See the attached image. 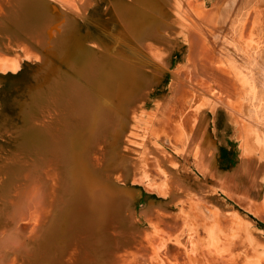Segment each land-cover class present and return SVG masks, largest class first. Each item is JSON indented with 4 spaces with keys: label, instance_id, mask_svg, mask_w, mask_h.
<instances>
[{
    "label": "rangeland",
    "instance_id": "obj_1",
    "mask_svg": "<svg viewBox=\"0 0 264 264\" xmlns=\"http://www.w3.org/2000/svg\"><path fill=\"white\" fill-rule=\"evenodd\" d=\"M183 1L187 6L188 1ZM219 1L211 0L208 2L207 11L212 10L214 4L222 3V1H220L221 3ZM239 1L241 2L237 6L232 5L229 7L230 15L235 24L233 30H235V33L237 32L232 35H236L237 39H241L242 45L247 41L248 44H252L250 42L254 41L251 40L246 29L247 27H253V24L250 22L247 25V16L244 14L245 17L243 12L246 8L245 12L249 13L250 6L248 5L254 4L255 0H249V4L247 0L243 1L245 4L242 3V0ZM182 4L178 1L174 3L175 12H172V8L168 6L163 12L155 13L157 17L155 23L166 30L164 34L149 35L147 40L159 52H162L163 59L153 60L141 50H136L133 54L127 49H124V51L118 49L114 52L116 56L122 58L125 57L123 55H127L126 58L130 56L129 58L134 67L140 69L143 75L149 79V85L137 89L133 101H122L121 109L110 106L113 104L102 105L105 114L112 113L125 121L126 125L123 128V133L115 135L110 130L107 133L104 132L107 127L115 129L118 126L117 119L110 118L109 115L103 116L105 121L100 118L88 119L87 121L90 122L91 127H77V130L81 129L82 132L79 135L81 142L75 145V150L84 158H86V155L91 158V163L100 176L105 177L107 181L112 180L118 184L117 196L114 195L111 201L110 212L113 213L114 204L122 198H128L130 203L134 204L136 216L134 224L141 234L140 238L146 241L141 244L142 247L146 246V249H149V259H147L146 251L142 249L137 251L119 249L120 245L129 246V243L119 240V238L125 239V236L120 235L117 232L116 223L109 220L112 217L111 213L108 219L105 218L104 210L101 212L102 226L96 229L93 234L91 231L88 234L95 240L96 245L100 247L105 244L106 247L108 245V251L114 255V257L101 258L98 260L100 263L119 264L122 257L133 256L139 260L149 261V264H156V262H158L157 264H160V262L161 264H178L177 262H180V259L176 255L183 252L186 264H264V99H262V104L261 100L258 101L259 90L252 81L254 76V72L251 73L253 71L252 67L258 61V59H255L256 51L250 48L248 53L249 56L252 53L251 58L248 59L249 66L252 69L250 72V69L246 66L239 67L243 63L241 54L236 55L234 53L232 55L237 65L240 64L238 69L234 71L233 76L230 75L234 82H232L231 87L236 84L235 87L238 90L242 88L240 92H243V94L247 92V99H243V101L229 99L231 97L221 99L220 94L217 92L221 89L228 95L229 92L224 90L227 87H222V85L218 87L217 85L215 87L218 88L213 91H218L210 94L211 100L203 99L197 103L195 107L197 112L201 116L204 113L207 115V118L203 121L201 119L203 116L199 117L198 126L201 127V132H198L195 140V145L199 144L198 148L187 146L185 150L176 151L163 141L164 136L174 138V135L167 134L165 131L167 126L163 128L162 124H166L168 123L167 120L173 119L169 117L170 111L177 112L175 109L180 104H177L179 100L176 99L177 93H174L177 92L175 83L180 82L183 78L181 68L187 70L185 67L188 66L189 43L185 37V32L182 33L185 31L183 28L184 22L177 16L182 11ZM187 4H189L187 7L192 13L193 8L190 10L191 5L190 3ZM245 5L246 7H244ZM235 6L237 10L244 9L241 10V14L236 15ZM217 10H219L218 13ZM217 10L218 19L224 17L223 15L226 14L224 12H229L228 9L225 11L223 7H218ZM173 15L174 19H172ZM239 16L242 17L239 18ZM262 19L264 20V14ZM242 22L244 23L242 24ZM101 24L105 30L100 29L96 32L97 35L95 36L97 38L90 37L88 40L92 41L91 39H93L97 42L102 41L113 45L112 37L107 34V29L111 24L105 19L102 20ZM174 34L175 36H173ZM235 45L236 43L230 45L231 49L233 46V51H236L234 50ZM259 45L264 47V38ZM262 49H259L258 53ZM23 58V66L18 72H0V163L6 162L0 167L3 169L11 166L16 159H19L25 166L35 162L37 177L32 178L34 181L26 179L24 183H21L20 179L7 181V188L14 186V192L6 195V217L0 222V262L3 263H11L16 254H21L25 250L26 241H34L39 238L43 231V215L48 212L49 215H61L60 207H65V202L70 196L71 190L70 186H61L59 176L55 172V178L51 182L52 187L43 186V184H47L48 178L42 165V155L45 151L56 152V149L53 146L51 150H48V147H43L39 140L41 134L46 133L43 128L44 124L39 119V122L35 125L33 120L42 118L43 115L38 108H36L37 110L33 109L34 105L30 96L35 89L44 86L42 81L47 72L45 68L37 66L38 62L35 63L26 57ZM51 59L50 61L53 64H61L62 67L66 68L58 58L51 57ZM259 70L262 71L260 73L264 78V69ZM37 72H40L41 77H38ZM175 73L179 74L178 81L174 79ZM148 87L149 101L145 105L144 111H146L143 119L133 118L129 113V108L136 105L134 101H139ZM212 94L213 96H211ZM173 99L175 102L178 101L175 103ZM245 102L249 105L247 109V112H249L246 114L243 111L245 110ZM255 107L256 110H262V113L260 110H258L259 113L258 111L256 113ZM188 112L187 110L185 114L189 117ZM180 115L182 118L185 117L184 114ZM164 116L165 118H163ZM191 117H189V120L192 119ZM175 119H178L176 115ZM75 121H71V118H69L67 122L72 126ZM84 121L80 120V123ZM177 123L178 120L174 122L176 128L178 127ZM55 125H59L58 122L55 121L53 126ZM60 126L63 127L62 124ZM50 130L51 128L49 133ZM133 130L138 133H133ZM32 132L36 134L35 146L29 142V136ZM72 132L73 126L69 133L72 135ZM148 134L149 153L146 149ZM46 156L50 157L49 154ZM148 158L149 168L159 167L160 158L164 160L163 168L168 166L170 169L181 171L180 178L184 188H175L174 196L176 200L182 201L180 199L181 194L186 197L193 195V199L190 198L193 200L192 202L191 200L186 201L188 202L186 211L180 209L182 204L177 205L171 201L169 193H163L157 186L148 184L146 181L141 180L140 182L137 180V177L141 176L140 171L142 169L146 172L145 166ZM57 164L59 171L64 169L63 163ZM85 167L89 171V164L85 163ZM1 172L5 174L4 171H0V176L2 175ZM22 188L24 189L23 194L20 193ZM164 190H167V188ZM47 206L50 207L48 212L46 210ZM148 209H151L149 210L150 216L148 215ZM152 214L153 216H151ZM170 214L175 215L174 219L176 221L182 220V223H176L174 226H170L168 230L163 223L164 218L170 220L172 217ZM120 219H118V222ZM108 232L112 237H110L111 240L108 239L110 240L108 242L106 239L100 240V237L103 238L104 234ZM86 234L87 227L85 226L77 235L80 243H82ZM47 235L50 237V233ZM132 241L133 238L129 242ZM100 243L101 245H99ZM173 243L176 245L181 244L182 249L175 247L176 245H173ZM60 245L61 247L65 246V242ZM72 246V241L66 243L63 257L68 256L72 251ZM192 246L194 247L193 251H191ZM162 250L167 252L165 253ZM44 251L49 253L58 250H56L54 242L51 241L49 245L46 244ZM161 251L165 253L164 256ZM171 252H175L174 257ZM39 258L41 257L39 256ZM170 260H175V263ZM56 264L60 263L57 262Z\"/></svg>",
    "mask_w": 264,
    "mask_h": 264
},
{
    "label": "bare ground",
    "instance_id": "obj_2",
    "mask_svg": "<svg viewBox=\"0 0 264 264\" xmlns=\"http://www.w3.org/2000/svg\"><path fill=\"white\" fill-rule=\"evenodd\" d=\"M176 1L183 3L182 11L177 16L184 22L183 28L185 31L181 30L183 34L185 32V37L189 43L188 66L185 67L187 70L181 68L183 78H181L180 82L178 81L179 74L175 73L174 75V79L178 81V83H175L177 92L174 93H177L176 99L179 100L177 104L180 105H178L179 108L176 107L175 110L177 112L175 113L170 111L172 109L169 110V117L173 119L167 120L168 123L166 124L163 123V121L166 122L163 119L162 125L163 128L167 126L165 131L168 135H174V138L164 136V143L168 144L173 150L182 151L187 149V146L198 148L199 144L196 146L195 140L201 128L198 126L199 117L203 116L201 118L202 121L207 118L205 113L201 116L195 108L200 100H209L211 98L210 94L214 92L213 90L221 85L222 87H227L224 90L229 92L228 95L221 91L222 89L219 92H217L218 90L215 91L220 94L221 99L229 97H231L229 99H235V101L236 99L239 101L247 99L248 93L245 92L247 90L243 94V92H240L242 88L238 90L235 87L236 84L231 87L234 82L230 75L233 76L234 71L238 69L240 64L237 65L236 60H233L232 55L234 53L242 55L243 63L241 62L242 65H239V67L246 66L250 69V72L252 69L249 66L248 59L251 58L252 53L250 56L248 53L250 48L256 51L255 59H258V61L256 63L253 58L256 64L253 63L255 66L253 65V71H251L252 74L254 72L252 81L259 90L258 101L261 100V104L263 103L264 78L262 73H260L262 71L259 69H264V47H260L259 43L264 38V20L262 19L264 0H255L254 4L248 5L250 6L249 13L245 12L246 8L245 10L241 9L245 12H243V15L246 14L247 16V25L250 22L253 24V27H247L246 30H248L249 37L254 42L248 44L249 42L247 41L244 45H242L241 39H237L236 35H232L235 33V30H233L235 24L229 10L232 5L237 6L241 2L239 0H220L222 3L219 2L222 5L214 4V8L212 6L213 9L208 11L207 3L211 0H187V3L191 5L190 10L193 8L192 13L194 12V14L190 13L187 7L189 4L186 3L187 6H185L183 0H0V72H18L23 66V57L32 62H38L37 66L45 68L47 72L42 81L44 86L35 89L30 96L34 105L33 109L38 108L43 115L42 118L33 120L35 125H37L39 119L44 124L43 128L46 133L41 134L39 140L43 147H48V150H51L53 146L56 149V152L49 151V153L45 151L42 155V165L48 178L47 184H43V186L52 187L51 182L56 174L59 176L62 187L70 186L71 188L65 207H60L61 215H49L48 210L50 207L47 206L46 210L48 213L43 215V231L39 238L34 241H26L25 250L21 254H16L11 263L0 262L1 264H56L57 262L60 264H107L100 263L98 260L114 257L113 253L108 251V245L107 247L105 246L106 244L103 247L96 245L95 240L89 236L88 232L91 231L93 234L96 229L102 226V210L105 211V218L108 219L111 213V201L114 195L117 196L118 184L112 180L107 181L105 177L100 176L95 166L92 165L91 158L87 155L84 158L75 150V145L81 142L79 135L82 132L81 129L77 130V127H91L90 122L87 121L88 119L100 118L105 121L103 116L109 115L110 118L117 119L118 126L115 129L107 127L104 132L107 133L110 130L115 135L123 133V128L126 125L125 121L112 113L105 114L102 105L113 104L110 106L121 109L122 101H133L137 89L149 85V79L143 75L140 69L134 67L133 62L129 58L130 56L126 58L127 55H123L125 57L122 58L116 56L114 52L118 49L123 51L127 49L133 54L134 51L141 50L153 60L163 59L162 56L164 55L161 54L162 52H159L150 44L147 38L149 35L165 33L166 29L163 30L164 27H160L158 23H155L157 21L155 13L163 12L168 6L172 8V12H175L173 5ZM243 1L246 0H242V3ZM247 2L249 4V0ZM218 7H223L225 11L227 9L229 11L224 12L226 14L220 19L216 15ZM241 10L236 8V15L241 14ZM104 19L111 24L107 29V34L112 37L113 45L102 41L97 42L93 39H91L92 41L88 40L90 37L97 38L95 35L100 29L105 30L101 24ZM172 19H174V15ZM234 42L236 43L234 46L236 51H233V46L232 49L230 46L232 43L235 44ZM259 49H262L260 53H258ZM51 57L58 58L66 68L62 67L61 64H53L50 61L52 60ZM244 58L246 59L244 60ZM37 74H39L38 77H41L40 72H37ZM217 85L218 87H215ZM148 101L149 87L139 101H134L136 105L129 108L131 116L143 119L146 111H144V108ZM248 107L249 105L245 102L244 114L249 112H247ZM187 110L190 113H187V115L189 117L192 116L191 120L185 114ZM258 110L260 109L256 110L255 107L256 113ZM260 112L262 113V110ZM172 114H175L178 119H175V115L173 116ZM180 114H184L185 117L182 118ZM69 118H71V121L76 120L72 125V135L69 133L72 126L67 122ZM186 119L189 121H185ZM80 120L85 121L80 123ZM176 120H178L177 128L175 126L176 123L174 124ZM55 121L59 125L53 126ZM132 132L138 133L136 130ZM35 138L36 134L32 132L29 136L31 145H36ZM146 140V149L147 153H149V134ZM47 154L50 157L46 156ZM159 160V167L149 168L148 158L145 166L146 172L142 169L140 171L141 176L137 177V180L140 182L141 180L143 182L146 181L148 184L157 186L163 193H169L171 201L177 205L182 204L181 207L179 206L180 209L186 211L188 203L186 201L191 200L192 202L193 195L186 197L181 194L180 199L182 201L176 200L174 196L175 188H184L180 178L181 171L179 169H170L168 166L163 168L164 160L160 158ZM14 162L13 165L7 168L2 169L0 167V171L5 172V174L1 172L2 175L0 176V222L6 217V195L14 192V186L7 188V181L20 179L21 183H24L26 179L33 180L32 178L37 177L35 162L29 166L23 165L19 159L14 160ZM57 163H63L64 169L59 171ZM85 163L89 164V171H87ZM4 164L6 162L0 163V165ZM165 188L167 190H164ZM20 193H24L23 188ZM133 205L128 198L117 200L113 207L114 211L111 213L112 217L109 220H113L116 223L117 232L125 236V239L119 238V240L129 243V246L120 245L119 249L127 251L142 249L146 251L147 259H149V249H146V246L142 247L141 243L145 240L140 238L141 234L137 231L134 224L136 216ZM149 210L151 209H148V215L150 213ZM171 216V221L164 218L163 224L168 230L170 226L182 223V220L176 221L174 219L175 215ZM119 218L121 219L118 222ZM85 226L87 227V234L83 237L82 243H80L77 235ZM114 232L116 231L114 230ZM49 233L50 237L47 235ZM110 237V232H108L104 234L103 238L100 237V240L106 239L108 242L111 240ZM132 238L133 241L129 242ZM50 240L54 242L58 251H50L49 253L44 251L46 244L49 245L51 243ZM68 241L73 242L72 251L68 256L63 257ZM64 242L65 246L61 247L60 244ZM178 244H175V247L182 249L181 244ZM172 249L174 248L172 247ZM193 250L194 247L191 251ZM162 251L165 252L164 250ZM165 253H163V256ZM174 253H172L173 257ZM176 256L180 259V262L175 259L178 264H186L183 252L178 253ZM128 257H122V261L119 264H149V261L139 260L133 256Z\"/></svg>",
    "mask_w": 264,
    "mask_h": 264
}]
</instances>
